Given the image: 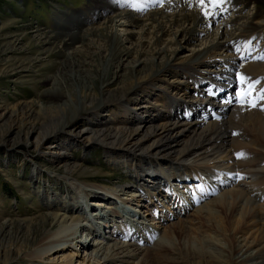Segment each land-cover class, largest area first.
Returning a JSON list of instances; mask_svg holds the SVG:
<instances>
[{"label":"bare ground","instance_id":"bare-ground-1","mask_svg":"<svg viewBox=\"0 0 264 264\" xmlns=\"http://www.w3.org/2000/svg\"><path fill=\"white\" fill-rule=\"evenodd\" d=\"M131 3L92 0L89 11L58 22L61 31L38 36L37 61L45 60L39 57L45 53L47 58L65 55L54 63L58 73L65 75L72 68L90 78L86 66L107 51L109 69H118L116 80L110 81L109 70L94 66L92 85L78 86L77 93L67 92L55 77L51 88L31 100L0 102V117L11 122L5 137L14 128H25L28 152H39L19 158L31 169L30 190L44 211L25 221L1 219L0 264L19 253L6 249L5 236L12 242V234L24 233L31 237L24 242L34 247L31 258L49 256L56 264L73 259L77 264L174 263L178 261L162 252L176 254L175 228L196 222L210 223L205 231L199 227L197 242L214 261H224L238 249L241 264H264V167L255 168L256 158L238 156L248 150L264 153V101L252 106L237 96L244 88L240 74L264 78V12L256 9L243 25L239 17L230 20V25L238 24L234 33H228L226 24L215 26L211 36L198 39L199 47L189 48L181 60L173 56L175 44L191 46L190 40L198 37L195 26L208 31L209 21L223 10L210 6L214 14L206 16L208 8H201L200 0ZM148 7L150 13L133 11ZM118 26L141 31L145 41L139 50L122 47L128 39ZM69 46L76 51L66 55ZM128 58L136 66L124 74L120 61ZM256 87L264 88V80ZM258 94L253 92L252 99ZM91 145H100L110 168L128 173L132 181L97 185L96 174L79 176L86 167L76 163L77 156ZM3 155L7 163L12 158L18 165L25 163L11 151ZM41 157L55 164L53 174L41 169ZM188 207L193 212L187 221L178 217L160 225ZM128 211L137 220L127 219ZM231 233L240 236L233 240ZM126 237L131 241L121 240ZM149 239L155 240L152 247Z\"/></svg>","mask_w":264,"mask_h":264},{"label":"rangeland","instance_id":"rangeland-1","mask_svg":"<svg viewBox=\"0 0 264 264\" xmlns=\"http://www.w3.org/2000/svg\"><path fill=\"white\" fill-rule=\"evenodd\" d=\"M221 1L222 2H220L218 7H216L215 9H217L218 11H223L221 12V14H218L215 17V21H209V26H207L206 28L209 30L204 32L203 26H195V29H197L195 33L198 37H196L195 40H190L191 46L189 44H187L186 46V44L177 42L178 44H175V46H177L178 49L173 55L174 58L184 60L185 56H183V54H186V52L189 51V48H198L199 46L196 45L198 43V39L202 40L209 38L215 26H222L223 24H226L228 33H234L238 31L237 29L234 30L236 27H238V24L243 25L246 17H248V15L253 13L256 9L264 12V3L258 5L256 4L255 0H251V2H245L242 4H234L233 2H231V0ZM131 2V5H138V0H131ZM91 4L92 0H0L1 103L6 102L8 104H13L17 101L31 100L35 98L36 95H40L42 91L51 88L53 78L55 77L59 79L58 81L59 83H62V88L67 90V92L70 91L71 93H77L80 85H83L85 87L92 85L90 79L95 76L93 72L94 66H96L98 69H102V71L104 72H108L109 70L110 81L116 80V72L118 71V69H116L115 67L109 69V55H107V51H104L100 56H96L93 61H90V65L86 66V68L88 67V69L92 71V73L90 72L89 74L90 78H85L83 75L80 76L79 73L72 68L66 69L65 75L58 73L56 70V65L54 63L55 61L63 60L65 55L62 56L61 54H52L47 58V53H45L39 56L40 58H46L45 60L37 61L36 58L37 51L40 48V46H38L40 45L38 44L39 33L44 32L51 34L55 33V31L58 32L57 30H60L56 29L58 27V24L65 23L70 18L71 21L72 18H75L78 15L80 16V14L85 13V11H89L88 6L90 8H93ZM205 4L210 10L211 7L207 3V0H205ZM126 5H128V3ZM122 8L129 7L122 6ZM150 8H143L142 10L133 9V11L139 13H150ZM97 9H99L98 11H102L100 7ZM224 9H226L227 11H224ZM106 14L108 16H112L114 14V11H107ZM235 17H239V19L238 24L235 25L236 27L233 25L235 27L234 28L232 25H230L229 22ZM101 18L102 17H99L98 20L102 21ZM64 19L66 21H64ZM118 28L119 33H125V38L128 39L123 43L122 47H125L130 51L139 50L141 44L145 41L144 38H140V36H142L141 31L136 27L128 29L124 26H118ZM67 48L64 49L66 55L76 51V47L69 46ZM129 61H131V58L123 59L120 61L126 68L125 71H123L124 74L130 71L131 67L134 68L136 66V63L133 65L132 63H129ZM18 65H20L21 67L15 68L14 70V67ZM74 78H77V81H74ZM69 104L70 106L73 105L74 107V104L71 100H69ZM9 127H11V122L9 120H6L5 118L0 117V221L1 219L25 221L23 219L35 216L40 212L44 213V211L41 209V204L35 202L34 195L30 190L31 183L28 180V172H30L31 169H29V165H27V162H25L26 160L20 159V155L22 156L23 153L28 154V149H31V147H28L24 144V141L26 140L24 131H26V129L14 128L15 130H13L9 136L5 137V134L10 129ZM252 137L253 136H251V138ZM48 141L49 140L43 141L42 147H44ZM85 150V154H81L79 155V157L77 156L76 160V163L84 165L87 169H84L86 173L78 171L80 173L79 176L87 178V171H90L91 175L96 174L100 178V181H93L97 185H106L109 183L118 184L120 182L132 181L128 173H125L121 169L115 171L114 169L110 168L105 159L102 158L103 148L100 145H91L90 148ZM8 151L15 153L17 155V158L20 157L19 159L25 163H23L22 165H18V162L16 161L17 159L15 158H12L10 162L7 163L5 158L3 157V153ZM30 153L29 155H39V152L37 151H33ZM243 154L244 158L253 157L258 160L255 164V168L264 167V153L262 151L254 154L251 150H248V152H245ZM39 163H41V169H43L46 175L49 173L53 174V171L57 168L54 163H51L47 159H44L42 157L39 158ZM62 169L63 168L61 167V172L63 171ZM203 174H205L206 176L208 175L206 172H203ZM209 195H212V193ZM261 195L260 200H263L264 192ZM93 199L95 200L98 198L94 197ZM117 206L121 205L118 204ZM192 207L186 208L184 212H181L182 214L179 213L178 215H175L176 218L174 216H171V219L169 218L164 222H161L162 224L160 225H168L171 221L178 220V217H181L183 218V220L187 221L192 217L190 215V213L193 212ZM129 212L132 213V211H128L127 215L129 214ZM123 213L126 214L125 211H123ZM128 216L129 217L127 219H135L133 216ZM117 223L121 225V222L117 221ZM208 224L210 223L196 222L195 224L190 225L183 230L175 228L177 236L176 247L173 251L176 254H173L171 252H167L166 254L165 252L162 253L164 257L172 259L175 258V261L178 262H169L167 264H241L240 259L242 257H239L240 253L238 249H234L232 255L228 254L227 257H224L226 260L225 263V260L223 261L222 257H219L216 259V261H214L215 259L213 257H208V254L203 252L197 242V239L201 237L199 233V227L201 226L200 231H205ZM77 233L79 234L80 232L78 231ZM119 234L121 233L119 232ZM239 236L240 233H231L230 235L231 239L233 240L237 239ZM5 237L6 239L3 240V245L6 247V249L10 248L11 253L14 251L19 252L18 256H10L9 259L5 261L6 264H56L57 261H53V259L49 256H42L40 258L30 257V250H33L34 247H30L27 243L28 239L31 238L28 233L12 234L11 237L13 238L10 240L12 242L8 241L9 238L7 236ZM25 239L27 240V242H24ZM121 240H124L126 242L131 241L129 237L123 238ZM144 240L147 239L144 238ZM154 242L155 240L150 241L149 239L147 245L152 247L154 245ZM77 248L78 247L75 246L73 249L75 250ZM245 255H247V253H245ZM70 264H77V262L75 259H73V261L71 260ZM155 264L162 263L156 262Z\"/></svg>","mask_w":264,"mask_h":264},{"label":"snow or ice","instance_id":"snow-or-ice-1","mask_svg":"<svg viewBox=\"0 0 264 264\" xmlns=\"http://www.w3.org/2000/svg\"><path fill=\"white\" fill-rule=\"evenodd\" d=\"M221 0H207V3L211 6V8H216L220 4ZM201 8H205V0H200ZM204 14L206 16L213 15L214 13L208 9H205ZM260 59H264V56L260 57ZM240 84L244 86L240 92L237 93V96L240 97L241 103H250L252 106H256V101H264V88L257 89V85L261 83V80H252V78L247 77L243 74H240L238 77ZM253 92H258L259 94L252 99ZM243 153L238 154V156H243Z\"/></svg>","mask_w":264,"mask_h":264}]
</instances>
